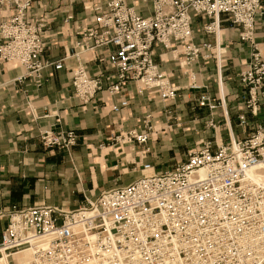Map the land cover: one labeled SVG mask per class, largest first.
I'll list each match as a JSON object with an SVG mask.
<instances>
[{"label": "built area", "instance_id": "obj_1", "mask_svg": "<svg viewBox=\"0 0 264 264\" xmlns=\"http://www.w3.org/2000/svg\"><path fill=\"white\" fill-rule=\"evenodd\" d=\"M36 1L0 0V59L21 63L26 72L20 79L38 77L50 64L63 67V59L41 57L47 22L28 13ZM84 8L93 24L80 27L76 46L109 53L97 59L107 68L92 74L80 65L74 71L81 103L102 90L119 93L128 83L138 93L176 99L179 86L160 71L156 48L170 50L192 75L194 61L208 58L204 50L212 48L210 41H195L194 16L208 20L202 30L215 41L226 17L254 48L239 77L247 89L246 108L254 117L263 115L245 137L206 142L164 171L144 163L139 177L87 198L75 210L46 203L14 207L0 240V264H264V60L256 42L264 0H87ZM128 104L122 98L112 110ZM200 105L216 107L208 96ZM148 117V130H131L129 139L149 140ZM238 117L247 126L245 113ZM40 136L46 146L77 142L73 130L59 135L43 129ZM22 252L26 260L16 258Z\"/></svg>", "mask_w": 264, "mask_h": 264}, {"label": "crops", "instance_id": "obj_2", "mask_svg": "<svg viewBox=\"0 0 264 264\" xmlns=\"http://www.w3.org/2000/svg\"><path fill=\"white\" fill-rule=\"evenodd\" d=\"M86 1L37 0L28 12L47 22L42 59H63L62 68L50 64L40 76L20 79L25 67L0 59V240L14 207L46 203L75 210L87 198L139 177L144 163L157 171L170 169L206 142L215 146L245 137L262 118V112L254 117L246 108L247 89L239 77L253 60L254 48L226 17L215 41L202 30L208 20L194 16L195 41H210L212 48L204 50L208 58L194 61L192 75L170 50L156 48L160 71L179 86L176 99L165 100L153 91L138 93L128 83L119 93L102 90L81 103L74 95V71L80 65L92 74L107 68L97 59L109 53L101 47L81 51L76 46L80 27L93 24ZM256 42L264 60V18L258 21ZM202 96L210 97L216 107L201 106ZM122 98L129 104L114 112L113 105ZM240 113L247 116V126L240 123ZM146 116L152 126L149 140L129 139L131 130H148ZM43 129L59 135L73 130L77 142L46 146L40 136ZM120 133L125 139L116 138Z\"/></svg>", "mask_w": 264, "mask_h": 264}, {"label": "bare ground", "instance_id": "obj_3", "mask_svg": "<svg viewBox=\"0 0 264 264\" xmlns=\"http://www.w3.org/2000/svg\"><path fill=\"white\" fill-rule=\"evenodd\" d=\"M220 28H217V31H219ZM29 257L27 252H22V253H18L16 254V258L21 259V260H26ZM8 264V263H6Z\"/></svg>", "mask_w": 264, "mask_h": 264}, {"label": "rangeland", "instance_id": "obj_4", "mask_svg": "<svg viewBox=\"0 0 264 264\" xmlns=\"http://www.w3.org/2000/svg\"><path fill=\"white\" fill-rule=\"evenodd\" d=\"M141 7H143V5H142ZM138 9H139V8H138ZM163 167H164V165H163Z\"/></svg>", "mask_w": 264, "mask_h": 264}]
</instances>
